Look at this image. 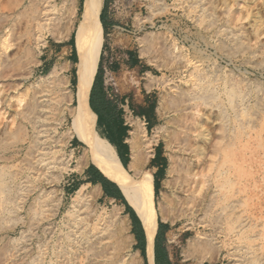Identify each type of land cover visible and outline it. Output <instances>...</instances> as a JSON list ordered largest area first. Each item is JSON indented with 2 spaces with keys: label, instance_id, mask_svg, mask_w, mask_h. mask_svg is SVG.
<instances>
[{
  "label": "rangeland",
  "instance_id": "rangeland-1",
  "mask_svg": "<svg viewBox=\"0 0 264 264\" xmlns=\"http://www.w3.org/2000/svg\"><path fill=\"white\" fill-rule=\"evenodd\" d=\"M60 1L53 0V3L58 5ZM129 1L133 2L130 8L114 10L118 22L125 29L123 32L129 34L126 39L120 40L122 48L117 55L120 58L125 57V51L131 49L138 56L139 63L134 68L115 74L110 82L114 88L112 94L126 96L134 103L136 98L143 101L144 96L149 95L155 103L151 120L146 119L147 123L144 124V133L140 139V145L144 147L143 152L146 150L150 153L143 162L140 175L149 173L153 176L148 159L152 155L154 145L158 143L166 156V162L162 188L157 197H154L156 202L162 199V191L163 194L167 192L168 197L172 191L167 171L171 150L166 145L170 112L167 104L161 108L159 102L160 99L168 97L172 88L185 84L187 72L183 64L186 59L190 58L192 63L195 61L219 78L221 88L225 86V90H228V93H221L223 104H226L224 106L231 109L233 104L239 103L244 110L242 122L245 134L239 151L245 160L246 168L248 167L250 179L247 178V193L251 200L250 207L240 215L245 226L242 230L239 229L237 221L234 223L235 228H229L220 220L222 214L218 205H213L207 211H194L188 218L174 222L164 220L159 215L158 219L168 224L167 245L172 258L178 260L184 257L188 264H254L250 261L249 249L257 240L260 241L254 236L258 235L264 223V118L260 119L257 106L259 102L264 104V0H211L214 6L216 5L214 12L206 7L207 0ZM223 1L231 7V17L240 14L242 19L227 22V15L220 13V6L223 8L225 4ZM43 2L45 1L19 0L15 5L14 0H0V13L13 15L12 21L17 23L18 31H21L31 9L30 4L42 5ZM245 10L249 11V15L243 18ZM132 18L134 24L131 23ZM78 19L76 16L74 22L77 23ZM69 37L58 39L47 29L41 31V45L34 48V52L40 57V63L33 66L30 76L22 80L19 88V92L27 91L23 101L29 96L31 84L36 83L40 77H45L54 66L55 63L49 69L48 66L42 65V59L50 48L55 50V61L61 60L69 65L68 72L64 75L68 82L74 71L76 76L77 60L74 64L68 61V54L71 52L67 46ZM103 40L102 35L97 68ZM33 45L32 43V47ZM9 52L12 57L18 53L23 55L24 46L21 44L11 48ZM21 70L16 68L13 72ZM76 83H68L67 88L72 97L66 110L75 104ZM12 94L15 92L10 91L5 96V103L0 109L4 111L0 114V139L6 136L5 132L14 130L16 123L27 125V133L17 134L19 138L7 137L6 140L0 141V157H4L0 158L4 177L3 180L0 176V181L3 180L0 186H9L12 190L9 194H0V250L4 252L1 264H119L125 249L114 254L110 246L111 239L105 248H100L95 238L100 229L98 219L88 218L85 222L76 218L79 212L73 207V203L77 193L81 189H93L94 185H67L74 170L82 169L87 164H81L82 161L79 160L85 143L74 134H66L73 126L72 118L66 115L55 132L58 141L53 143L68 160V170L58 173L52 166L50 154L45 155V161L34 166V158L28 153L32 130L23 115L17 113L15 102L8 103ZM262 115L264 116V113ZM136 121L143 123L145 120L135 118L130 121L133 127L129 130L128 138ZM72 137L81 142L75 149L70 146L69 140ZM126 168L128 169V165ZM128 171L137 179L138 176L133 171ZM97 196L92 206L94 212L103 217L102 223L105 221L110 230L114 229L115 223L108 219L116 209L119 216L128 221L131 233L130 221L122 211L120 203L104 202ZM171 216L167 211L166 217ZM197 235L212 240L214 246H218L219 250L214 251L215 257L201 261L197 252L189 248V241ZM74 236L78 238L80 247L72 243ZM132 245L133 243L129 251L138 258L139 254Z\"/></svg>",
  "mask_w": 264,
  "mask_h": 264
},
{
  "label": "bare ground",
  "instance_id": "bare-ground-1",
  "mask_svg": "<svg viewBox=\"0 0 264 264\" xmlns=\"http://www.w3.org/2000/svg\"><path fill=\"white\" fill-rule=\"evenodd\" d=\"M18 1L14 0V4L17 5ZM44 1L42 5L30 4L31 9L21 31H18L17 23L12 21L13 15L0 13V109L5 103V96L10 91L15 92L8 103L14 101L17 113L22 114L30 124L32 138L28 153L34 158V166L41 164L45 161V155L50 154L52 166L58 170V173L68 170V160L63 153L59 152L61 149L53 145L58 141L55 135L56 129L68 115L72 118L73 126L66 134L69 136L74 134L85 143L84 151L79 157L82 161L80 163L86 164L91 161L112 178L141 220L147 239L149 261L152 259L159 215L164 220L174 222L188 218L194 214V211L200 209L207 211L213 205H218L222 214L220 220H223L231 229L235 228L234 223L238 221L237 226H240L239 229L242 230L245 224L241 221L240 215L251 205L250 195L247 193L248 167L246 168L245 160L239 151L245 134L242 122L244 110L239 103L233 104L231 109L228 108L229 106H224L221 93L224 91L228 93V90H225V86L221 88L219 78L187 58L183 64L187 72L185 84L175 86L168 97L160 99V107L164 108L167 104L170 112V129H167L166 145L171 150L167 171L170 175L168 183L171 184L172 191L169 197L167 192H164L165 195L162 191V199L156 202L153 176L149 173L140 175L143 162L150 154L146 150L143 152L144 147L140 145L144 123L136 121L134 128L130 131L128 138L130 161L127 169L121 164L113 144L99 133L96 114L88 105L101 46V37L95 31V25L100 18L103 0H83L77 23L74 22L76 0H61L58 5L53 3V0ZM206 3V7L214 12L216 5L214 6L211 0H207ZM223 3L225 4L223 8L222 5L220 6V13L227 15V22L242 19L240 14L231 17V7L225 1ZM248 15L249 11L245 10L243 18ZM44 29L52 35L55 34L58 39L68 38L74 32L77 85L75 104L67 110L72 93L67 88L69 82L64 76L69 65L62 61L55 63L45 77L42 76L36 83L31 84L32 88L25 101L23 96L27 91L19 92L22 80L27 79L33 66L40 63V57L34 52V48L41 45L39 44L42 41L41 31ZM21 44L24 46V54H14L12 57L9 50ZM16 68L22 70L13 72ZM27 87L28 85L25 86ZM257 106L262 120L264 104L259 102ZM3 112L0 111V114ZM20 133H27V125L16 123L15 129L5 132L6 136H3L0 141L6 140L7 137L19 138L17 134ZM147 146L146 144V148ZM0 158L4 159L2 156ZM2 170L3 168L0 167V176L3 179ZM128 170L133 171L138 176L137 179H134ZM11 191L9 186H0V194H9ZM99 193L98 185H94L93 189H81L77 193L73 203V207L79 212L76 218L85 222L88 218L89 220L98 219L100 229L95 238L100 248H105L112 242L110 246L114 254L125 249L124 257L120 259L119 264H140L141 257L137 258L136 254L129 251L133 243V235L129 232L128 221L121 218L119 211L115 209L108 220L115 223L116 227L110 230L105 221L102 223L103 217L94 212L92 203ZM167 211L172 214L171 217H166ZM261 226L258 235L254 236L260 241L257 240L249 249L250 261L254 264H264V241L261 240L264 239V223ZM72 243L78 247L81 246L76 236L72 238ZM189 248L197 252V257L201 261L215 257L214 251L219 250L212 240L200 235L189 241ZM3 253V250H0V264Z\"/></svg>",
  "mask_w": 264,
  "mask_h": 264
},
{
  "label": "crops",
  "instance_id": "crops-1",
  "mask_svg": "<svg viewBox=\"0 0 264 264\" xmlns=\"http://www.w3.org/2000/svg\"><path fill=\"white\" fill-rule=\"evenodd\" d=\"M128 2L129 0H103L102 9L99 15L104 24L103 27L99 18L98 21L100 22L104 38L99 58L102 75L98 82V85H96L95 87L93 100L96 106V110L100 114L101 121L98 120V115L91 109L88 98L89 108L93 113L96 114L97 117L96 123L99 133L102 136L106 137L113 144L120 162L124 167H127L130 161V144L127 140L129 136V130L131 129V127H133L132 122L130 124V121L135 118H138L140 120L143 119L145 121L146 119L151 120V113H153V111L155 110V103L150 99L149 95L144 96L143 101H140L138 98H136V103H134L133 100L130 101L126 96H119L116 93L112 94L114 88L112 86L113 83L110 82V80L113 78V76L115 74H120V72H124L125 69L129 70V68H134L139 63L138 59L137 64H135L133 67L130 66L131 58L127 54L128 50L125 51V57L120 58L117 55L119 52H121L122 48L120 40L126 39L129 34L123 32L125 29L121 26L120 22H118V16H116L114 10L127 9ZM82 3L83 0H76L77 17H79V14L81 12ZM97 23L95 25V31L102 40V34L97 27ZM131 23L134 24V18H132ZM68 40L67 46H69L71 50V52L68 54V61L74 64V62L77 60V55L75 47L73 48L71 45H69ZM54 51L55 50L53 48H50L46 56L42 59V65L44 67L48 66V68L50 69L54 63L61 62V60L55 61L53 59V56L55 55ZM58 52L59 51H57V53ZM136 57L138 58V56ZM74 73L69 78V83L71 85L73 83L72 79L74 78ZM152 105L153 110L151 111ZM145 121H143L144 124L147 123V121L146 123ZM117 126L121 129L118 130ZM69 141L72 149L77 148V146L81 144V142L75 137H72ZM152 150V155L149 157L148 161L150 167L149 169H151L153 173V190L154 197L156 198L157 194H159L162 188L166 156L161 150V146H159L158 143L154 145ZM145 167L146 165L144 166V168ZM160 173L161 177H159ZM82 184H86L87 186L98 185L100 188V194L97 196L98 198L108 203H120L122 211L128 217L131 224V234L133 235L132 247L135 251L138 252L139 256L141 257L140 264H158V261L162 262V264H188L186 263V259L184 257H181L178 260H174L172 258L167 245L169 241L167 237L168 224L165 221H162V233L160 235L157 234V226L153 244L152 259L151 261H149V258L147 256V239L145 236L144 228L138 216L129 204V206H127L121 201L120 197H124V194L122 193V190L120 189L118 184L114 182V180H112V178H110L107 174H105L95 163L89 161L82 167V169H75L74 174L70 177L67 183V185L71 186ZM133 226H137L139 228V235L137 233H132Z\"/></svg>",
  "mask_w": 264,
  "mask_h": 264
},
{
  "label": "trees",
  "instance_id": "trees-1",
  "mask_svg": "<svg viewBox=\"0 0 264 264\" xmlns=\"http://www.w3.org/2000/svg\"><path fill=\"white\" fill-rule=\"evenodd\" d=\"M100 21H101V23H102V25L104 27V24H103V21H102L101 18H100ZM97 27H98L99 31L101 32V34L103 35L102 28H101V25H100V22L99 21L97 23ZM68 44L71 45L74 48V32L71 34V36H70V38L68 40ZM127 54L131 58L130 66L133 67L135 64L138 63V58L136 57L137 55L134 53L133 50H128ZM101 75H102V69H101V66H100V63H99L98 64L97 71H96V74L94 76V80L92 81L93 83H92L91 90H90V93H89V103H90V107L98 115V120L99 121H101L100 114L96 110V106H95V103H94V100L93 99H94V90H95V87H96L97 83L99 82V80L101 78ZM72 82L75 85V83H76L75 73H74V78L72 79ZM152 110H153V105H152L151 111ZM117 129L119 130L121 128H119L117 126ZM148 130H150V127H148ZM120 199H121V201L123 203H125L127 206H129L123 196H121ZM161 224H162V222L158 219V230H157V234H159V235L162 233V226H161ZM132 233H137L139 235V228L137 226H133ZM167 261H168V259H167ZM158 264H162V262H159L158 261Z\"/></svg>",
  "mask_w": 264,
  "mask_h": 264
},
{
  "label": "built area",
  "instance_id": "built-area-1",
  "mask_svg": "<svg viewBox=\"0 0 264 264\" xmlns=\"http://www.w3.org/2000/svg\"><path fill=\"white\" fill-rule=\"evenodd\" d=\"M132 5H133V2H132V1L130 2V1H129V2H128V8H130ZM145 123H146V122H145Z\"/></svg>",
  "mask_w": 264,
  "mask_h": 264
},
{
  "label": "water",
  "instance_id": "water-1",
  "mask_svg": "<svg viewBox=\"0 0 264 264\" xmlns=\"http://www.w3.org/2000/svg\"><path fill=\"white\" fill-rule=\"evenodd\" d=\"M129 204V203H128ZM130 205V204H129ZM139 218V217H138ZM140 220V219H139ZM141 221V220H140ZM141 224H142V222H141ZM142 226H143V224H142ZM144 228V227H143Z\"/></svg>",
  "mask_w": 264,
  "mask_h": 264
}]
</instances>
